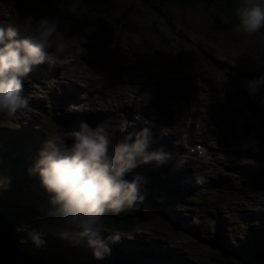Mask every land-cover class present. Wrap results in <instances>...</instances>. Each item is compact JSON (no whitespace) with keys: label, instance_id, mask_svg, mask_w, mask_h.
I'll list each match as a JSON object with an SVG mask.
<instances>
[{"label":"rangeland","instance_id":"obj_1","mask_svg":"<svg viewBox=\"0 0 264 264\" xmlns=\"http://www.w3.org/2000/svg\"><path fill=\"white\" fill-rule=\"evenodd\" d=\"M39 1L0 0V27H6L10 22L19 26L26 25L24 19L30 16L27 10L31 5H37ZM46 1L61 7V10L57 9L56 12L62 16L60 19L57 18V32L60 30L62 32L52 37L48 47L49 56L55 53L56 63L46 62L44 65L54 74L53 79L50 78V83L55 85L57 82L52 92L60 96L65 95L63 108L65 111L83 117L95 115L94 118H99L101 121L95 124V128L103 126L109 130L120 129L118 125L120 116L99 115L96 107H100L103 114L113 111L110 103L116 108L124 95H128V99H131L137 94L142 96L148 94L150 99L147 102L142 100L148 114L144 125L160 130L162 137L169 135L171 130L175 134V140L178 141L177 138L183 130L179 128L184 120H179L177 128H170L164 123L171 122V119L169 117L160 119L155 112L158 110L156 105L162 107L166 104L170 105V108L173 106V103L163 102L162 98L167 87H173L170 82L175 75L171 70L163 77L159 78L158 75L168 66L167 56L180 53L178 57L186 72L180 71L178 74L189 73L193 77L187 83L176 87L177 95L180 97L176 103L183 102L182 99L186 100L184 104L181 103L183 119L190 115L193 117L189 140L209 138L210 134L206 131V126L210 123L217 125L215 133L218 134L217 140L220 139L216 154L220 166L216 165L208 171L197 168L198 176L205 185L202 189H205L206 196L202 200H228L232 197L229 190L240 181L248 180L243 171L247 175L252 172L264 174V127L255 124L252 113L251 126L246 116L248 112L239 109L235 93L230 89L232 83L231 88L242 89L245 92L243 95L246 96L245 100L249 105L264 107L263 91L262 94L259 89L252 92L245 75L232 79L231 70V67L239 65L245 74H249L264 68V35L256 33L257 36L251 38V35L244 34L240 40L225 38L208 28L206 20L210 15L206 9L202 11L199 5L175 13L170 8L166 16L172 18L181 30L166 32V25H163L165 29L162 30L165 20L154 19L140 4H136L133 11L128 12L127 15L123 11L127 7L126 0H114V10L110 18L95 13L87 14L79 0ZM45 13L40 11L39 15L43 16ZM122 16H125L126 20ZM77 36L82 37L86 43L73 38ZM164 40L171 41L172 45L167 43L166 46ZM60 43L64 45V49L58 52ZM108 49L112 51L113 56H110ZM113 58L116 61L114 68H111L110 63ZM153 61L161 64L158 65V70L153 67ZM119 67L130 68V71L128 74H122ZM197 75L198 80H194ZM200 83L204 88L209 89L204 90ZM223 88H228L230 91L223 94ZM66 89L72 91L69 98L64 93ZM73 99L75 102L72 101ZM224 119L228 120L226 129L220 126ZM135 122L138 126L141 121L136 119ZM87 130L91 129L88 127ZM136 132L138 131L134 128L132 133ZM121 133L122 130L116 133V144L123 141V136L119 137ZM244 153L259 154L260 157L257 158L263 161L254 162L249 156L246 158ZM143 174L147 178L148 173L145 169ZM247 192H249L247 198H238L239 200L230 204L228 215L232 218L231 222L236 223L233 225L234 228L243 225L241 219L240 223H237L236 217H249L250 213L264 214V187L247 189ZM174 205L180 207L183 212L190 209L189 215L195 219L197 225L192 226L189 231L194 229L202 239H212L213 235L207 231L204 215L188 198L182 197L179 203ZM178 214L180 213L177 212ZM183 215L185 217V213ZM152 221V216L146 214L143 221L138 223L137 231L142 235L156 236L152 230ZM184 223V228L187 230L186 217ZM182 231L180 237L172 240L171 237L168 238L174 245L184 242L185 247H182V250L188 252L193 246L185 239L183 235L185 230ZM254 233H260L264 237V220L260 226L247 220L239 235ZM146 241L144 239L142 243ZM124 246L128 247L126 241ZM199 253L204 257L205 264H213V258L209 255L211 253L206 247H201ZM182 255L184 256L185 253ZM79 260L84 261V259Z\"/></svg>","mask_w":264,"mask_h":264},{"label":"clouds","instance_id":"obj_2","mask_svg":"<svg viewBox=\"0 0 264 264\" xmlns=\"http://www.w3.org/2000/svg\"><path fill=\"white\" fill-rule=\"evenodd\" d=\"M234 13L238 20L234 34L255 35L264 29V0H242ZM24 21L26 27L11 22L0 27V115L10 121L29 109V100L22 95L24 78L37 66L56 63L55 53L49 56L48 47L58 31L57 20L28 16ZM73 38L86 43L82 37ZM63 49L60 43L57 51ZM262 83L264 77L250 81V90L256 92ZM141 99L147 102L150 96L145 94ZM87 128L82 125L84 130L80 131L63 129L58 139L49 138L29 174L38 176L49 194L54 225L47 231L65 239L72 236L76 244L86 242L94 258L102 261L123 237L119 231L110 232L106 239L102 237L105 221L135 209L145 200L141 191L143 178L136 176L129 181L126 174L140 165H164L171 155L163 148L149 151L148 128L129 133L119 144L115 139L120 129ZM10 184V178L0 179V190H7ZM42 234L43 231L31 234L37 247L45 244Z\"/></svg>","mask_w":264,"mask_h":264},{"label":"trees","instance_id":"obj_3","mask_svg":"<svg viewBox=\"0 0 264 264\" xmlns=\"http://www.w3.org/2000/svg\"><path fill=\"white\" fill-rule=\"evenodd\" d=\"M81 1L89 14L95 13L110 18L114 10V0ZM241 3L242 0H126L127 7L123 11L128 15L136 4H140L151 13L154 19L167 20L166 25H170L171 21L166 16L170 8L175 13L199 5L202 11L206 9L210 15L206 20L210 30L230 40H240L244 34H234L233 27L238 22L234 9ZM122 18L126 20L125 16ZM175 29V25L172 24L171 30ZM166 42L172 45L171 41ZM22 95H25L24 92ZM25 98L31 101L27 92ZM35 105L33 101V106ZM39 122V118L29 122L21 121V124L10 122L8 119L0 121V179H11L7 190H0V213H4L13 224L17 244L21 251L28 258L43 264H125L118 253V244L112 245L110 256L98 261L94 258L91 249L87 247L86 242L76 244L72 236L65 239L47 231L54 225L50 216L52 206L49 202V194L41 186L38 176L29 174V169L33 166L39 151L46 144L45 140H49L47 128L38 124ZM137 171L138 168L126 174L125 179L131 181L138 176ZM151 177L154 178V175ZM155 178L157 179V176ZM141 191L145 195L143 204L119 216L107 219L105 231L101 232V236L105 239L113 231H119L125 235L131 233L135 244L142 243L141 239H144V236L137 231L138 223L143 221L146 214L154 211L156 217H152L151 223L156 236L148 235L151 238L148 240V245L154 249H149L147 246L144 249L135 247V252L137 251L139 256L136 253H130L129 264H135L132 259L138 260L158 254L169 258L171 254L167 245L168 240L164 238L168 232L161 231V229L164 230L161 225L163 217L157 213L158 211L163 212L167 206L163 202L166 193L161 189L160 182L142 183ZM36 231H43L41 236L45 241L43 247H37L31 239V234ZM216 250L218 254L214 253L213 264H264V248L252 246L250 243L238 242L237 246L231 245L229 249L217 248ZM79 259H84V261Z\"/></svg>","mask_w":264,"mask_h":264},{"label":"water","instance_id":"obj_4","mask_svg":"<svg viewBox=\"0 0 264 264\" xmlns=\"http://www.w3.org/2000/svg\"><path fill=\"white\" fill-rule=\"evenodd\" d=\"M57 133L61 130H69L66 122H57ZM69 146L71 141L68 142ZM0 264H43L39 261L28 258L17 244L15 228L4 213H0Z\"/></svg>","mask_w":264,"mask_h":264},{"label":"bare ground","instance_id":"obj_5","mask_svg":"<svg viewBox=\"0 0 264 264\" xmlns=\"http://www.w3.org/2000/svg\"><path fill=\"white\" fill-rule=\"evenodd\" d=\"M71 130V129H70ZM171 223L173 224V225H175V226H178V225H180V222L175 218V217H173L172 219H171ZM191 228V226L190 225H188V229H190ZM122 243V241L120 242V244ZM119 244V243H118ZM124 244V243H123ZM134 250H135V248H134ZM136 254L138 255V253H137V251H136ZM139 256V255H138Z\"/></svg>","mask_w":264,"mask_h":264}]
</instances>
